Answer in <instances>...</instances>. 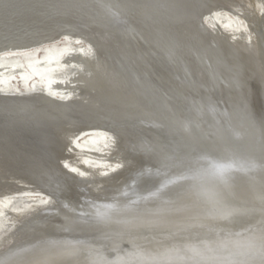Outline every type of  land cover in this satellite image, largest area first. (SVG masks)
<instances>
[{"label":"bare ground","instance_id":"1","mask_svg":"<svg viewBox=\"0 0 264 264\" xmlns=\"http://www.w3.org/2000/svg\"><path fill=\"white\" fill-rule=\"evenodd\" d=\"M2 226L0 264H264V0H0Z\"/></svg>","mask_w":264,"mask_h":264},{"label":"rangeland","instance_id":"2","mask_svg":"<svg viewBox=\"0 0 264 264\" xmlns=\"http://www.w3.org/2000/svg\"><path fill=\"white\" fill-rule=\"evenodd\" d=\"M221 12H223V15L226 16L227 18L230 16V14H229L228 12H226V11H221ZM215 14H216V13H214V16H215ZM228 14H229V15H228ZM233 19H234V18H233ZM20 88H21L22 90H23V89L25 90V87H24L23 84H22V86H20ZM19 196H20V194H17V196H16V194H14L12 197H19ZM5 208H6V210H9V213H12V212H11L12 210H11L10 208H7V206H6ZM5 208H4V209H5ZM6 212H7V211H6ZM9 213H8V214H9ZM3 227H4V226H2L1 229H0V231H1L0 234L6 229V227H4L5 229H4ZM121 254H124V250L121 251ZM117 255H119V254H117Z\"/></svg>","mask_w":264,"mask_h":264},{"label":"snow or ice","instance_id":"3","mask_svg":"<svg viewBox=\"0 0 264 264\" xmlns=\"http://www.w3.org/2000/svg\"><path fill=\"white\" fill-rule=\"evenodd\" d=\"M225 171L223 167H217V173L222 174Z\"/></svg>","mask_w":264,"mask_h":264}]
</instances>
